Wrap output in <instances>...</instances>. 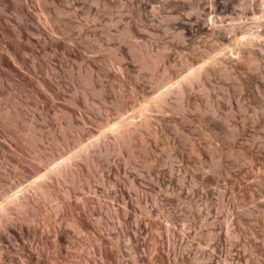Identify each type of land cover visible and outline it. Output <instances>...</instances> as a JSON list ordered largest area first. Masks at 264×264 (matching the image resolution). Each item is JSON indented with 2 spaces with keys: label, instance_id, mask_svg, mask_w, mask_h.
<instances>
[{
  "label": "rangeland",
  "instance_id": "374dc122",
  "mask_svg": "<svg viewBox=\"0 0 264 264\" xmlns=\"http://www.w3.org/2000/svg\"><path fill=\"white\" fill-rule=\"evenodd\" d=\"M263 0H0V264H264Z\"/></svg>",
  "mask_w": 264,
  "mask_h": 264
},
{
  "label": "bare ground",
  "instance_id": "6f19581e",
  "mask_svg": "<svg viewBox=\"0 0 264 264\" xmlns=\"http://www.w3.org/2000/svg\"><path fill=\"white\" fill-rule=\"evenodd\" d=\"M263 4H264V0H263V2H262Z\"/></svg>",
  "mask_w": 264,
  "mask_h": 264
}]
</instances>
